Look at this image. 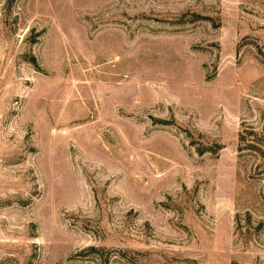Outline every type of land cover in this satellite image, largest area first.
<instances>
[{"label": "rangeland", "instance_id": "obj_1", "mask_svg": "<svg viewBox=\"0 0 264 264\" xmlns=\"http://www.w3.org/2000/svg\"><path fill=\"white\" fill-rule=\"evenodd\" d=\"M0 264H264V0H0Z\"/></svg>", "mask_w": 264, "mask_h": 264}]
</instances>
